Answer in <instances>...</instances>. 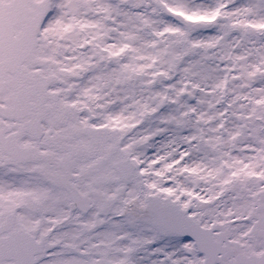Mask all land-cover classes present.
Wrapping results in <instances>:
<instances>
[{
  "label": "snow or ice",
  "instance_id": "snow-or-ice-1",
  "mask_svg": "<svg viewBox=\"0 0 264 264\" xmlns=\"http://www.w3.org/2000/svg\"><path fill=\"white\" fill-rule=\"evenodd\" d=\"M0 264H264V0H0Z\"/></svg>",
  "mask_w": 264,
  "mask_h": 264
}]
</instances>
